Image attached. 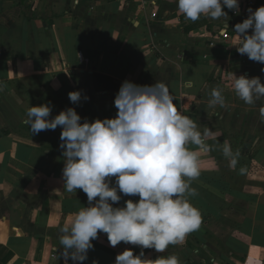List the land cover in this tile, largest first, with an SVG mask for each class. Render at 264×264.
<instances>
[{"label":"crops","instance_id":"0c3cea01","mask_svg":"<svg viewBox=\"0 0 264 264\" xmlns=\"http://www.w3.org/2000/svg\"><path fill=\"white\" fill-rule=\"evenodd\" d=\"M239 2V15L225 8L229 18L191 22L177 0H0V264H65L60 227L88 206L82 190L63 187L62 129L32 134L29 107L50 104L52 117L75 108L81 123L113 118L125 80L163 81L177 110L202 133L212 130L211 150L199 153L201 175L191 182L198 194L189 198L202 224L163 253L112 247L100 233L83 264H115L127 249L143 252L145 264L170 255L180 264H264V98L247 105L231 86L234 75L264 83V64L237 52L232 30L264 0ZM188 80L193 87L183 86ZM217 88L225 106L210 108ZM72 91L81 92L79 104L69 100ZM225 142L239 151L234 166L222 153ZM127 199L139 197L122 196L114 206Z\"/></svg>","mask_w":264,"mask_h":264},{"label":"clouds","instance_id":"9594fccd","mask_svg":"<svg viewBox=\"0 0 264 264\" xmlns=\"http://www.w3.org/2000/svg\"><path fill=\"white\" fill-rule=\"evenodd\" d=\"M177 7L191 22L201 17L229 18L225 8L240 13L239 0H177ZM232 30L241 41L237 52L264 64V6L249 8L247 18ZM183 86L191 88L193 82L185 81ZM231 86L247 105L264 98L259 77L234 75ZM68 97L73 104L82 99L80 91L69 92ZM174 100L163 81L138 85L125 80L115 95L113 118L81 123L71 107L52 117L50 104L27 110L25 122L32 134L62 129L63 187L69 193L82 190L87 196L88 206L71 215L59 230L65 264L69 260L83 264L100 233L107 234L112 247L123 242L163 253L170 245H182L201 227V212L189 199L198 194L191 182L201 175L199 153L211 150L206 140L213 133L199 131L193 119L177 110ZM208 106H225L222 89L211 91ZM260 115L264 118V108ZM222 153L234 166L239 151L233 152L225 142ZM122 196L139 199L114 206ZM142 257L143 252L134 255L127 249L116 256L115 264H145ZM156 264H180V260L170 255L159 257Z\"/></svg>","mask_w":264,"mask_h":264},{"label":"built area","instance_id":"2783aa9c","mask_svg":"<svg viewBox=\"0 0 264 264\" xmlns=\"http://www.w3.org/2000/svg\"><path fill=\"white\" fill-rule=\"evenodd\" d=\"M222 37L225 38V39H228V38H229V34H228V32H224V33L222 34Z\"/></svg>","mask_w":264,"mask_h":264},{"label":"rangeland","instance_id":"374dc122","mask_svg":"<svg viewBox=\"0 0 264 264\" xmlns=\"http://www.w3.org/2000/svg\"><path fill=\"white\" fill-rule=\"evenodd\" d=\"M256 166V165H255ZM258 167L256 166V169H257Z\"/></svg>","mask_w":264,"mask_h":264},{"label":"trees","instance_id":"16d2710c","mask_svg":"<svg viewBox=\"0 0 264 264\" xmlns=\"http://www.w3.org/2000/svg\"><path fill=\"white\" fill-rule=\"evenodd\" d=\"M257 7V6H256Z\"/></svg>","mask_w":264,"mask_h":264}]
</instances>
